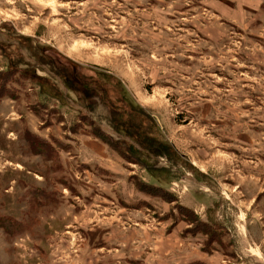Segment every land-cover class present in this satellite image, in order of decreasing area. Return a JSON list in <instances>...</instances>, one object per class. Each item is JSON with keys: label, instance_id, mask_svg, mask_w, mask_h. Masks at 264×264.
<instances>
[{"label": "rangeland", "instance_id": "374dc122", "mask_svg": "<svg viewBox=\"0 0 264 264\" xmlns=\"http://www.w3.org/2000/svg\"><path fill=\"white\" fill-rule=\"evenodd\" d=\"M0 223V264H264V0H0Z\"/></svg>", "mask_w": 264, "mask_h": 264}, {"label": "trees", "instance_id": "16d2710c", "mask_svg": "<svg viewBox=\"0 0 264 264\" xmlns=\"http://www.w3.org/2000/svg\"><path fill=\"white\" fill-rule=\"evenodd\" d=\"M0 226H2V228L5 229V226H3V223H2V224L0 223ZM5 232H6L7 234H9V230H8L7 228L5 229ZM13 233H14V232H13Z\"/></svg>", "mask_w": 264, "mask_h": 264}]
</instances>
